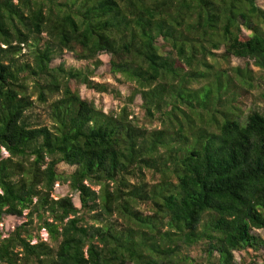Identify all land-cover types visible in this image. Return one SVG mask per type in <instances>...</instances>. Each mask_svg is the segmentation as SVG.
<instances>
[{"label": "trees", "instance_id": "16d2710c", "mask_svg": "<svg viewBox=\"0 0 264 264\" xmlns=\"http://www.w3.org/2000/svg\"><path fill=\"white\" fill-rule=\"evenodd\" d=\"M257 1L0 0V225L26 219L0 228V264H187L199 245L238 264L264 248ZM65 53L87 67L55 65ZM102 55L131 87L117 114L71 87L112 93L93 80ZM136 97L149 127L130 119Z\"/></svg>", "mask_w": 264, "mask_h": 264}, {"label": "rangeland", "instance_id": "374dc122", "mask_svg": "<svg viewBox=\"0 0 264 264\" xmlns=\"http://www.w3.org/2000/svg\"><path fill=\"white\" fill-rule=\"evenodd\" d=\"M258 5L264 9V0H258ZM102 65L95 69V78L93 79L96 83L107 84L110 87L111 94H99L94 91L87 89L85 86L78 85L75 82H71V87L76 89L81 98L87 101H91L95 104L98 109L103 110L105 113H115L120 112L121 108L127 103V99L131 96V87L127 84L121 83L118 79H115L111 75L110 67V57L107 55L100 56ZM64 62L67 67H74L81 69L87 67V63L77 61L71 54L65 53L64 56L57 60L54 64L59 65ZM232 64L235 66H244V61L232 59ZM94 68V67H93ZM36 100V97L33 98ZM253 99L248 100L247 106H250ZM142 100L140 97L134 99V103L129 106L128 111L132 114L130 119H135L136 124L142 127H149L148 122L145 120L144 113L141 109ZM32 114L38 117L45 124H49L47 119L46 108L42 105L36 104ZM158 126L157 124L154 125ZM74 169L70 168L64 164L59 166V172L71 173ZM70 195L73 199L74 205L80 208V201L77 194H72L67 186L56 185L55 191L53 193L54 198L64 197ZM26 221L25 218H15L7 217L4 219L3 223L0 225L4 235L7 236L8 233L12 232L17 226L21 225ZM254 235L261 237L264 240V230H254ZM43 237V235L41 236ZM48 242V238L45 240ZM180 258L187 260V264H208L205 253L203 252V247L201 245L182 250ZM235 259L238 264H262L264 262V248L255 254L253 251L246 252H236ZM178 264V263H176Z\"/></svg>", "mask_w": 264, "mask_h": 264}, {"label": "built area", "instance_id": "2783aa9c", "mask_svg": "<svg viewBox=\"0 0 264 264\" xmlns=\"http://www.w3.org/2000/svg\"><path fill=\"white\" fill-rule=\"evenodd\" d=\"M43 235V237L42 238H44L45 240L48 238V234H47V232L45 231V230H42V232H41V236Z\"/></svg>", "mask_w": 264, "mask_h": 264}]
</instances>
